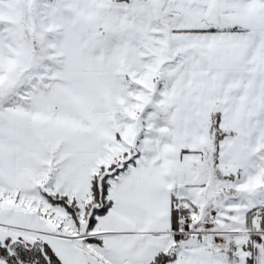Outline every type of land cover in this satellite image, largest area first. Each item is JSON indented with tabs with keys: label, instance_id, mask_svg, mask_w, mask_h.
<instances>
[{
	"label": "snow or ice",
	"instance_id": "6c2138e0",
	"mask_svg": "<svg viewBox=\"0 0 264 264\" xmlns=\"http://www.w3.org/2000/svg\"><path fill=\"white\" fill-rule=\"evenodd\" d=\"M0 264H264V0H0Z\"/></svg>",
	"mask_w": 264,
	"mask_h": 264
}]
</instances>
